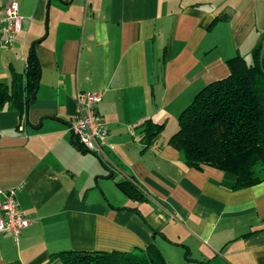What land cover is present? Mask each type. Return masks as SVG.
Listing matches in <instances>:
<instances>
[{
    "label": "crops",
    "instance_id": "obj_1",
    "mask_svg": "<svg viewBox=\"0 0 264 264\" xmlns=\"http://www.w3.org/2000/svg\"><path fill=\"white\" fill-rule=\"evenodd\" d=\"M0 1L23 18L14 46L0 41V83L25 72L33 45L41 69L27 120L0 111V191L15 190L30 221L18 241L0 234V264L152 244L168 264H264V183L232 190L235 176L190 169L168 143L194 97L229 76V59L251 63L259 43L264 59V0ZM78 91L101 94L103 158L70 131ZM146 121L171 130L144 150Z\"/></svg>",
    "mask_w": 264,
    "mask_h": 264
},
{
    "label": "trees",
    "instance_id": "obj_2",
    "mask_svg": "<svg viewBox=\"0 0 264 264\" xmlns=\"http://www.w3.org/2000/svg\"><path fill=\"white\" fill-rule=\"evenodd\" d=\"M261 52L259 43L252 51L251 63L240 55L229 59V76L206 85L194 97L180 113L178 130L168 142L179 152L186 167L198 171L209 167L235 176L232 190L264 183V59ZM39 73L40 65L31 52L25 72H13L9 83H0V111L18 112L27 120L35 102L31 98L36 93ZM164 130L165 123L146 121L142 131L144 150L155 144ZM117 187L134 201L144 198L140 189L128 181L118 183ZM55 259L63 264H168L155 244L144 255L65 251L53 255L52 260Z\"/></svg>",
    "mask_w": 264,
    "mask_h": 264
},
{
    "label": "built area",
    "instance_id": "obj_3",
    "mask_svg": "<svg viewBox=\"0 0 264 264\" xmlns=\"http://www.w3.org/2000/svg\"><path fill=\"white\" fill-rule=\"evenodd\" d=\"M23 18L16 2L0 1V40L5 47H13L16 35L21 31ZM100 93L78 91L76 103L78 114L70 123V131L78 144L88 153L105 157L109 132L97 111ZM0 234H12L16 241L22 231L30 225L16 199L15 190L0 191Z\"/></svg>",
    "mask_w": 264,
    "mask_h": 264
},
{
    "label": "water",
    "instance_id": "obj_4",
    "mask_svg": "<svg viewBox=\"0 0 264 264\" xmlns=\"http://www.w3.org/2000/svg\"><path fill=\"white\" fill-rule=\"evenodd\" d=\"M31 52H32V54L34 55L35 60L39 63L38 58H37L36 53H35V45L32 46V48H31ZM39 65H40V64H39ZM40 76H41V69H40V73H39V80H38V83H37L36 93H37V91H38V89H39ZM36 93L33 94L32 98H31L32 101H34V100L36 99Z\"/></svg>",
    "mask_w": 264,
    "mask_h": 264
},
{
    "label": "rangeland",
    "instance_id": "obj_5",
    "mask_svg": "<svg viewBox=\"0 0 264 264\" xmlns=\"http://www.w3.org/2000/svg\"><path fill=\"white\" fill-rule=\"evenodd\" d=\"M170 130H171V129H166V130L164 131V133H166V131L169 132ZM174 130H176V131L178 130V129H177V125H176V129H174ZM171 132H173V131H171ZM174 132H175V131H174ZM164 133H163V134H164ZM170 134H171V133H170Z\"/></svg>",
    "mask_w": 264,
    "mask_h": 264
}]
</instances>
